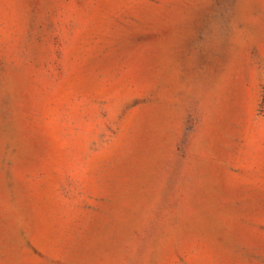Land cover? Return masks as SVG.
Returning <instances> with one entry per match:
<instances>
[{
  "label": "rangeland",
  "instance_id": "obj_1",
  "mask_svg": "<svg viewBox=\"0 0 264 264\" xmlns=\"http://www.w3.org/2000/svg\"><path fill=\"white\" fill-rule=\"evenodd\" d=\"M0 264H264V0H0Z\"/></svg>",
  "mask_w": 264,
  "mask_h": 264
}]
</instances>
